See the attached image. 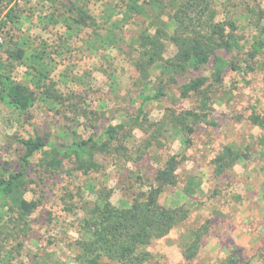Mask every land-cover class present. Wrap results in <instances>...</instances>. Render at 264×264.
Instances as JSON below:
<instances>
[{"label":"rangeland","instance_id":"374dc122","mask_svg":"<svg viewBox=\"0 0 264 264\" xmlns=\"http://www.w3.org/2000/svg\"><path fill=\"white\" fill-rule=\"evenodd\" d=\"M183 1L0 0L5 81L26 85L35 97L25 111L0 98V172L20 171L22 139L41 136L65 148L90 137L107 141L108 127L125 126L109 152L95 153L87 175L69 158L57 174L41 165L42 152L31 159L25 198L41 205L21 223L0 195V264H83L89 209L109 198L133 210L137 196L157 185V171L174 156L177 185L165 187L159 202L183 208L187 216L143 247L151 255L145 264H264V130L250 122L253 113L264 114V0H212L217 21L236 22L240 48L183 74L174 70L170 82L156 57L160 52L147 49V64L156 58L148 65L150 81L142 82L136 67L140 36L173 33L176 23L164 11ZM133 5L145 13L131 11ZM78 9L96 24H77ZM17 48L27 59L9 57ZM176 51L168 44L163 55ZM216 72L221 82L215 83ZM199 77L210 78L208 121L216 124L201 123L189 133L175 119L199 108L200 97L187 87ZM166 83V96L144 101ZM191 188L193 196L186 193ZM207 221L211 229L196 252V231Z\"/></svg>","mask_w":264,"mask_h":264},{"label":"trees","instance_id":"16d2710c","mask_svg":"<svg viewBox=\"0 0 264 264\" xmlns=\"http://www.w3.org/2000/svg\"><path fill=\"white\" fill-rule=\"evenodd\" d=\"M212 0H185L171 10L164 6L165 14H169L171 22L176 23L173 33L164 29L160 36H151L144 32L140 36L141 57L136 67L140 73L142 82H149L151 79L150 67L154 58L159 57L161 65L164 66L166 74L170 75L168 81L174 80L176 74H183L188 66H206L219 52L231 53L240 48L238 41V26L233 20L217 21L216 13L213 10ZM131 11L138 14L145 13L143 6H131ZM259 17L260 22L264 20ZM260 15V14H259ZM261 16V15H260ZM77 24L90 26L96 24V18L78 9ZM260 25V23H259ZM171 25L168 26V29ZM168 44L176 48L173 57L165 58L164 52ZM262 46V45H261ZM147 49L160 52L156 57H151L147 62ZM261 47L257 48L260 51ZM10 58L17 61L27 59V52L22 48L8 51ZM36 60L41 56H33ZM4 63L0 59V98L11 107L18 110H29L35 101L34 93L23 84L9 83L5 81ZM174 72V73H175ZM216 82L222 81L220 72L214 73ZM209 77L193 79L188 88H194L196 95L200 97L199 108L184 111L176 117L175 122L183 126L189 133L201 123L214 126L216 123L208 121L211 115V91L208 90ZM168 82V83H169ZM166 84H160L157 90L145 98V102L156 101L166 96ZM1 115V110H0ZM250 122L264 130V114L253 113ZM124 125L110 126L105 134L107 141L102 138L90 137L88 140L75 141L72 145L61 148L47 143L43 137L22 139L20 143L25 148V154L21 157V169L16 173L3 174L0 172V195H3L8 202L9 209L18 214V220L25 222L41 205L35 200L25 198L26 177L31 167V159L39 152L44 157L41 165L52 174L63 171L64 161L72 160L75 170L83 174L91 173L95 165V153H107L111 149V143L117 140L118 132L123 131ZM229 154L231 151L228 150ZM222 158H219V161ZM178 160L174 156L166 161L163 168L156 173L155 184H151L150 191L140 193L133 210L116 207L108 199L97 202L89 209L90 217L85 220L83 229L87 235V241L81 243L83 255L79 260L83 264H105L104 259H109L112 264H145L151 258L150 253L143 250L152 239H161L167 236L173 228L187 216L183 208L168 209L163 207L160 196L167 186L177 185L176 170ZM187 194L193 196L196 190L187 189ZM71 198L73 196L71 195ZM69 210V209H68ZM211 222L207 221L201 229L196 231L194 249L198 252L199 243L209 234ZM110 264V263H106ZM236 264V263H235Z\"/></svg>","mask_w":264,"mask_h":264},{"label":"built area","instance_id":"2783aa9c","mask_svg":"<svg viewBox=\"0 0 264 264\" xmlns=\"http://www.w3.org/2000/svg\"><path fill=\"white\" fill-rule=\"evenodd\" d=\"M4 43V39H3V36L0 35V46Z\"/></svg>","mask_w":264,"mask_h":264}]
</instances>
